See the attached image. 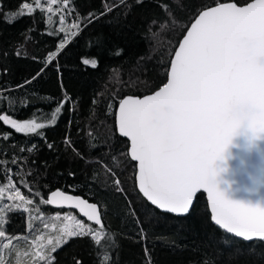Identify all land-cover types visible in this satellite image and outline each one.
I'll return each instance as SVG.
<instances>
[{
    "label": "trees",
    "instance_id": "trees-1",
    "mask_svg": "<svg viewBox=\"0 0 264 264\" xmlns=\"http://www.w3.org/2000/svg\"><path fill=\"white\" fill-rule=\"evenodd\" d=\"M250 1L68 0L67 7L58 2L57 12L72 22L69 34L59 31L57 14L49 19L45 9L19 15L21 4L34 0H0V114L47 124L21 134L0 121V161H6L0 184L10 170L19 173L16 186L34 203L57 189L80 196L100 207L105 226L101 246L87 235L69 237L52 253L51 264H104L105 254L106 264H264V242L244 243L215 227L202 193L185 217L151 207L136 189L128 143L115 129L121 99L151 94L166 83L171 57L202 10ZM62 41L67 46L59 49ZM52 52L56 58L48 62ZM84 58L97 66L85 65ZM5 231L24 235V216L10 213Z\"/></svg>",
    "mask_w": 264,
    "mask_h": 264
},
{
    "label": "snow or ice",
    "instance_id": "snow-or-ice-1",
    "mask_svg": "<svg viewBox=\"0 0 264 264\" xmlns=\"http://www.w3.org/2000/svg\"><path fill=\"white\" fill-rule=\"evenodd\" d=\"M34 2L44 11L41 0ZM46 2L48 13L54 12L52 6L58 2L65 7L68 4V0ZM33 11V4L24 2L19 15H31ZM59 23V31H64L63 16ZM166 24L167 21L161 27ZM64 47L65 42H60L59 49ZM16 54L20 55L19 51ZM56 55V52L50 53L47 61L51 62ZM82 63L93 68L97 66L95 59L84 58ZM63 106L64 101L58 104L51 123H55V114L60 113ZM0 121L25 134L46 127L34 119L21 122L2 114ZM116 124L119 134L130 141L128 155L136 162L139 191L151 204L169 213L185 215L192 208L197 192L203 190L208 195L211 218L216 225L245 241H264V206L229 200L219 190L216 179L218 163L224 160L233 139L242 130L251 133L253 139L264 138V0H252L246 6L219 3L202 11L174 52L167 82L154 94L143 98L127 96L120 100ZM35 195L40 196V193ZM4 200L11 203H3ZM40 203L76 208L99 228L94 229L75 216L65 215L67 223L60 229L59 236L49 238L47 244L41 243L43 235L32 242L34 258L51 264L55 259L51 253L67 243L69 237L91 236L98 247L105 240L106 233L102 231L105 226L95 203L59 190L51 192L46 200L41 197ZM33 204L34 200L16 187L9 170L6 184L0 186V213L14 209L29 213L27 206ZM35 211H40L38 206ZM33 219L36 217L31 215L27 218L29 231L33 228ZM5 222L0 215V238L7 241L0 245V264H7L3 250L12 248L13 241L21 239L6 233ZM16 255L19 264V257L27 253L17 251ZM109 259L105 254L104 264Z\"/></svg>",
    "mask_w": 264,
    "mask_h": 264
},
{
    "label": "water",
    "instance_id": "water-1",
    "mask_svg": "<svg viewBox=\"0 0 264 264\" xmlns=\"http://www.w3.org/2000/svg\"><path fill=\"white\" fill-rule=\"evenodd\" d=\"M251 2L252 1H250L248 3H251ZM226 3H234V2H226ZM247 4L242 5V6H246ZM217 5H215V6H217ZM215 6H212V7H215ZM237 6H239V5H237ZM207 9H204V10H207ZM204 10H202V11H204ZM198 15L196 17H198ZM195 18H194V20H195ZM194 20L192 22H194ZM190 25H189V27H190ZM189 27L185 31L184 35H186ZM183 36H182V38H183ZM182 38L180 39L179 43L181 42ZM177 47H178V45H177ZM177 47H176V49H177ZM176 49H175V51H176ZM173 55H174V53H173ZM173 55L171 57V60L173 58ZM171 60H170V62H171ZM169 69H170V64H169L168 72H169ZM168 72H167V79H168ZM167 79H166V82H167ZM157 90H159V88ZM157 90H155V91H157ZM154 92L151 94H154ZM151 94H148V95H151ZM144 96H146V95H144ZM144 96H142V97L133 96V97L143 98ZM126 97H124V98H126ZM119 102H118L116 109H115V129H116V133L118 134V136L127 141V143H128L127 154H128L129 149H130V141L128 140V138L122 137L119 134L117 124H116V115H117V110L119 107ZM128 157L131 160L130 155H128ZM132 162L135 164V169H136V171H135L136 189H137L138 193L141 195V197L151 207H153L154 209H156L157 211H159L161 213L168 214V215L175 216V217H185L190 213L192 208L185 215H177V214H173V213L163 211V210L157 208L155 205L151 204V202L148 201L146 197H144L143 193H141L139 191L138 181L136 178V172H137L136 162L135 161H132ZM0 167H1V163H0ZM217 167L219 169V175L216 178L217 179V185H218L219 190L225 194L226 198H228L229 200H232L234 202L244 203V204H248L251 206H257V205L264 206V138L253 139L251 137V133L247 132V130H242L241 134L236 136L233 139L231 146L229 147V149L227 150V152L225 154L224 160L219 162ZM57 190H59V189H57ZM57 190H54V191H57ZM59 191H62V190H59ZM50 193L47 195L46 199H48L50 197ZM64 193L67 195L77 196V195H73V194L68 193V192H64ZM199 193H202L205 196L207 209H208V213L210 216V221L215 227H217L219 230L226 233L227 235H229V236H231V237H233L239 241H242L244 243L264 242V241H261L259 239H254L252 241H245V240H243V238L236 237V236H234V234H231V233H227L225 230H223L218 225H216L211 218V216H212L211 206H210V201L208 199V195L206 192H204L203 190L197 192V194L194 197L193 205L195 203L196 196ZM78 197H80V196H78ZM80 198L84 199L82 197H80ZM84 200H86V199H84ZM88 203H91V202H88ZM47 205L53 209H65V210L73 211L74 213H76L79 216V218H81L82 220H84L88 224L95 226V227H99V226L95 225V223L93 221H88L87 218L84 217L79 212V210L76 208H68L66 206L65 207H55V206L49 205V204H47ZM193 205H192V207H193ZM97 209L100 212L101 221L103 223L101 209L98 205H97Z\"/></svg>",
    "mask_w": 264,
    "mask_h": 264
},
{
    "label": "rangeland",
    "instance_id": "rangeland-1",
    "mask_svg": "<svg viewBox=\"0 0 264 264\" xmlns=\"http://www.w3.org/2000/svg\"><path fill=\"white\" fill-rule=\"evenodd\" d=\"M41 6L46 11V8L48 6L46 0H41ZM52 7L54 9L53 13H48L46 11L48 18L50 19L51 17H53V15L57 14V18H58V20H57L58 26L57 27L61 28L59 20H60V17L63 15L60 12H57V7L55 8L54 5ZM33 8L35 9V8H40V7H36L35 3H33ZM24 12L27 13V10H24ZM70 27H72V22H68L66 19H64L63 28H64V31H66V33L67 32L69 34L71 33L73 28H71V30H70ZM45 125L47 126V124H45ZM40 130H42V129H40ZM40 130H38V131H40ZM18 133L25 134L22 132H18ZM28 134H33V133H28ZM15 176H17L16 172L11 173V179L16 184V181L13 179V177H15ZM5 184H6V181L1 183L0 186H4ZM3 203H11V202L4 200ZM17 203H20V202L17 201ZM43 205H41L40 202L34 203L33 205H28L27 207H29V209H30L29 213H25L22 209H14L11 212L0 213V215H3L4 220L6 221L3 225L4 230H5V226L7 223V217L12 212L22 214L25 218V221H26V233L24 235L18 236V237H21V239L13 241L12 248H10L8 250H3L5 253V259L7 261V264H17V255H16L17 251L27 253V255H23V256L19 257V264H48L47 260H40L39 258H34L33 254H32L34 252V248L32 247V242L35 241L38 236L43 235L44 240L41 243L47 244V240L49 238H55V237L59 236L60 235V229L64 226L65 223H67V221L64 220L65 215L75 216L76 219L80 220L85 225L90 227V224H88L87 222H85L84 220L79 218V216L76 213H74L73 211L63 209V210L50 212L48 210L47 211L42 210L40 208V206H43ZM37 206L40 209L39 212L35 211V208ZM57 214H59V218H56ZM29 215H31L32 217H36V219L32 220L33 228L31 231L28 230V224H27V218L29 217ZM40 217H42V219ZM46 224L48 225L47 228L44 227V225H46ZM24 237H27L28 239H24ZM73 237H80V236H73ZM6 242H7L6 240H4L3 238H0V245L4 244ZM53 242L55 243V239L53 240ZM50 247L51 246H48L49 249H50ZM51 255H52V253H51Z\"/></svg>",
    "mask_w": 264,
    "mask_h": 264
}]
</instances>
